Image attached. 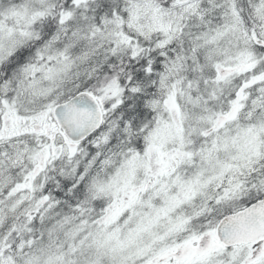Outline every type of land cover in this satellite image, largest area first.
I'll return each mask as SVG.
<instances>
[{
	"label": "snow or ice",
	"instance_id": "snow-or-ice-1",
	"mask_svg": "<svg viewBox=\"0 0 264 264\" xmlns=\"http://www.w3.org/2000/svg\"><path fill=\"white\" fill-rule=\"evenodd\" d=\"M0 264H264V0H0Z\"/></svg>",
	"mask_w": 264,
	"mask_h": 264
}]
</instances>
